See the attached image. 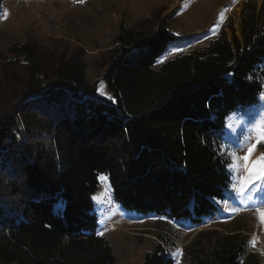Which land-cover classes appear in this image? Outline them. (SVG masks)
<instances>
[{"label": "trees", "instance_id": "16d2710c", "mask_svg": "<svg viewBox=\"0 0 264 264\" xmlns=\"http://www.w3.org/2000/svg\"><path fill=\"white\" fill-rule=\"evenodd\" d=\"M170 20L119 25L95 62L112 99L88 81L81 47L49 50L28 38L0 53V264H114L97 235L98 173L126 211L195 227L220 212L209 198L220 199L227 177L213 133L259 104L264 0L242 4L238 29L228 21L229 33L154 67L178 43ZM141 264L174 261L157 246ZM182 264L262 262L247 237L206 231Z\"/></svg>", "mask_w": 264, "mask_h": 264}, {"label": "rangeland", "instance_id": "374dc122", "mask_svg": "<svg viewBox=\"0 0 264 264\" xmlns=\"http://www.w3.org/2000/svg\"><path fill=\"white\" fill-rule=\"evenodd\" d=\"M246 1L249 0H3L0 53L28 38H35L49 50L70 52L81 47L86 53L88 81L96 82L97 89L100 87L98 97L108 99L110 94L103 80V69L95 62L112 47L111 37L120 24L138 27L139 22L150 15L171 18L168 31L178 37V43L157 59L154 67H158L166 60L207 44L221 30L229 33L225 26L228 21L238 29L241 6ZM254 1L259 7L262 0ZM176 48L180 50H174ZM262 82L264 90V76ZM257 109H264V100L259 98V104L241 111L252 110L254 114ZM227 124L236 128L237 115L231 116ZM107 184H100L93 194L103 202H92L97 221H102L97 224V230L103 228L101 236L111 244L114 264H141L145 252L157 246L173 258L174 264H182L186 246L197 233L206 231L239 233L247 237L248 248L264 264V230L258 227L254 207L238 212L222 207L214 217L195 227L186 221L168 220L154 213L142 215L126 211L116 202L109 203L104 195ZM253 234L259 237L255 247L248 243ZM177 249L182 254L172 255Z\"/></svg>", "mask_w": 264, "mask_h": 264}, {"label": "snow or ice", "instance_id": "6c2138e0", "mask_svg": "<svg viewBox=\"0 0 264 264\" xmlns=\"http://www.w3.org/2000/svg\"><path fill=\"white\" fill-rule=\"evenodd\" d=\"M4 15L6 17L7 12ZM220 15L223 16L224 13L221 12ZM226 75L231 76L232 73L229 72ZM252 78L250 76L248 79ZM97 91H101L99 86ZM101 94L104 93L101 92ZM259 98L264 100V90L259 93ZM108 99L112 97L109 96ZM251 113L252 110H237L239 124L236 128L227 124L226 127H220L213 133L216 137L213 141L215 158L223 165V174L227 179L221 189L220 199L217 200L216 197L209 199L217 205L218 211L222 210V207H231L234 212L254 207L258 227L264 230V109H257L254 114ZM97 179L103 186L107 184L108 175L98 173ZM110 188L111 185L107 184L104 195L108 202L112 203ZM91 199L94 202H103L96 195H93ZM62 206L63 201L56 205L57 209ZM103 234V228H99L97 235ZM258 241L259 237L253 234L252 240L248 243L255 247ZM181 254V250L177 249L172 255Z\"/></svg>", "mask_w": 264, "mask_h": 264}, {"label": "built area", "instance_id": "2783aa9c", "mask_svg": "<svg viewBox=\"0 0 264 264\" xmlns=\"http://www.w3.org/2000/svg\"><path fill=\"white\" fill-rule=\"evenodd\" d=\"M104 189H105V188H104ZM109 192H110V194H111L112 202H114V199H113L112 193H111V191H109Z\"/></svg>", "mask_w": 264, "mask_h": 264}]
</instances>
